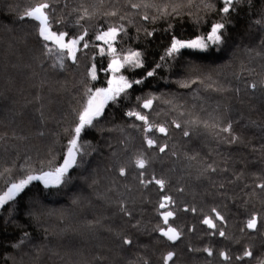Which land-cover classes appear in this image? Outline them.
I'll use <instances>...</instances> for the list:
<instances>
[{"label":"trees","instance_id":"trees-1","mask_svg":"<svg viewBox=\"0 0 264 264\" xmlns=\"http://www.w3.org/2000/svg\"><path fill=\"white\" fill-rule=\"evenodd\" d=\"M41 2L45 0H0V195L11 183L63 163L86 88H106L112 78L102 71L112 54L96 34L122 24L126 32L113 43L116 54L139 51L143 67L125 66L117 75L142 79L154 68L155 75L116 103L109 102L94 130L82 133L84 153L66 183L46 188L33 182L0 209V264H163L169 251L176 253L174 264L264 261V189L258 187L264 184V0L235 4L236 11L223 21L227 31L219 47L182 49L172 57L166 55L172 36L188 40L206 35L212 23L221 21L222 0H46L53 7V31L76 36L81 25L88 30L89 47L83 49L81 42L77 62L65 59L63 68L59 58L46 55L38 22L20 19ZM173 8L176 14H162ZM84 9L89 18L77 24ZM110 12L117 15H106ZM144 15L150 19L145 21ZM60 20L64 23H56ZM169 25L171 31H165ZM93 63L95 81L88 76ZM149 98H154L152 107L143 109ZM129 110L165 126L168 134L153 128L147 135L156 146L148 148L143 123L127 116ZM228 124L231 133L221 131ZM233 136L239 138L236 143L229 142ZM164 144L168 147L160 152ZM140 154L149 161L144 170L133 164ZM120 167L126 169L123 176ZM141 171L145 180L153 175L164 179L165 188L142 185ZM164 195L176 202L170 206L176 215L169 219L181 232L175 242L155 231L158 225L166 227L158 209ZM121 204L130 217L120 211ZM185 207L197 211H183ZM253 214L261 218L256 230L245 227ZM205 217H212L216 228L203 224ZM124 237L133 244L122 245ZM246 248L253 257L238 260Z\"/></svg>","mask_w":264,"mask_h":264},{"label":"snow or ice","instance_id":"snow-or-ice-1","mask_svg":"<svg viewBox=\"0 0 264 264\" xmlns=\"http://www.w3.org/2000/svg\"><path fill=\"white\" fill-rule=\"evenodd\" d=\"M203 2V0H202ZM239 3V0H222L223 7L220 9L222 13L221 21H217L211 24L210 31L206 35H197L193 39L182 40L176 38L174 35L172 36L170 47L167 49L166 55L172 57L181 52L182 49H190L198 52H207L212 46L219 47L224 43L225 34L227 31V25L223 22L227 15L230 12L236 11L235 4ZM132 8H140V4H131ZM147 7L148 5H144ZM211 4H206L205 8H212ZM53 11L52 5L48 2H41L31 7L30 9L24 11L23 16L20 19H24L25 17L31 18L33 21L38 22L37 25V35L43 41V46L45 48L46 55L55 56L59 58V67H64V60L71 59L73 63L77 62V52L81 51V42H83V49H87L89 47L88 42L86 41V37L88 36V30L84 29L81 25L82 33L76 36H70L66 31L56 32L52 30L53 20L50 17V12ZM163 15H172L176 14V9L173 8L171 13H168L166 10L162 13ZM106 15L115 16L116 12L106 13ZM89 18V14L87 9H84L83 15L79 17L76 21L77 24H80L81 20ZM145 21H148L150 17L148 15H144L142 17ZM123 19V17H121ZM155 19V17L151 18ZM56 23L63 24L64 21H56ZM257 24L261 23V21H257ZM172 25H169V28L165 31H171ZM126 32L124 26H108L106 31H101L95 35V39L97 41H103L107 46L108 51L112 54V59L108 64L107 68L102 69L104 72H111L112 78L108 80V87L106 88H86L85 90V103L82 108L77 113L76 124L72 129L73 135L72 138L68 141L67 153L66 157L63 160V163L50 171L41 172L39 175H27L26 178L20 179L18 182H13L7 188V191L0 195V209H3L5 205H9L10 201H15L16 197L25 191V189L33 182V181H42L46 188L59 187L66 183L68 180L69 170L73 167L77 166V157L81 156L84 153V148L81 145V136L82 133L86 131L94 130L96 124L99 123L100 118L104 115V109L108 105L109 102L116 103L122 96L126 97L128 95V90L132 89L134 85H143L145 80L148 77H153L155 75V68L146 73V76L142 79H132L129 80L127 77L123 75H117L122 68L128 66L129 68H141L143 67L142 53L139 51H128L126 55L123 57L117 56L116 48L113 47V43L116 41L117 37L120 33ZM148 35H153V33H148ZM67 38V39H66ZM53 45L54 47L50 46ZM100 53H104V48L100 47ZM161 65L157 64L156 68H159ZM88 76L91 80L95 81L98 79L97 75V67L96 64L93 63L88 69ZM192 83H196V81H192ZM182 87H189V84H182ZM251 88H256L257 85L255 83L250 85ZM137 99H140L137 97ZM154 98L144 99L142 103L143 109H150L152 107ZM129 117H134L136 120H139L143 123V133H144V141L148 148H152L156 146V140L149 137L147 134L153 131L155 128L159 133L164 134L165 136L168 134V129L163 125H153L149 122L148 116L142 114L140 111L129 110L126 113ZM192 123H197V121H192ZM133 127H138L137 125H132ZM205 126L208 125L205 123ZM176 128H180L181 125L176 123ZM223 132L231 133V124H228L227 127L221 129ZM185 136L189 135L188 131H184ZM239 138L233 136L230 143H236ZM168 147L167 144L159 147L160 152H164ZM193 159L195 157H192ZM133 164L136 168L144 170L146 166L149 164V161L145 159L143 154L138 155ZM211 168V166H209ZM215 171L214 168L211 169ZM119 173L121 176L126 174V169L124 167L119 168ZM140 183L147 187L149 184H155L159 186L161 190L165 188V180L157 179L155 175L151 177V179L145 180L144 172H140ZM261 189H264V184L258 185ZM179 191H183V189H179ZM175 201L169 195H164L158 204V209L162 210L159 212L160 217H162L163 224L166 227L157 226L155 231L159 232L162 237L167 238L168 241L175 242L180 239L181 232L178 231L175 227H172L169 224V219L174 218L176 213L171 210L170 206L175 205ZM10 206V205H9ZM120 211L127 216H131L132 213L127 211V208L121 204ZM183 211H191L195 213L197 209L195 207L188 208L185 207ZM212 212L215 214V217L219 221H224V217L220 215V213L213 208ZM203 224L208 225L210 228H216V223L212 219V217H205L203 219ZM261 223V218L258 214H253L245 224V227L250 230H256L258 224ZM138 227V224L135 225ZM28 234L25 233V236ZM219 235L221 237L225 236L224 231H219ZM122 245H132L133 240L127 237L122 238ZM14 247L19 248L20 244L14 245ZM205 252L208 253L209 256L213 254V250L211 248H205ZM176 253L169 251L166 255L162 257L163 264H169V262H173ZM220 255L223 257L225 261H231L232 257L229 256L227 252H221ZM246 257H253V251L251 248H246L243 252V255L237 257L238 260H243ZM144 264H148V261L145 260ZM260 264H264V261H261Z\"/></svg>","mask_w":264,"mask_h":264},{"label":"bare ground","instance_id":"bare-ground-1","mask_svg":"<svg viewBox=\"0 0 264 264\" xmlns=\"http://www.w3.org/2000/svg\"><path fill=\"white\" fill-rule=\"evenodd\" d=\"M83 213H84V212H83ZM83 213H82V214H83ZM74 215H75V214H74ZM75 216H76V215H75ZM79 216H80V215H79ZM81 216H83V215H81ZM85 216H86V215H85ZM72 217H73V216H72ZM87 217H88V216H87ZM69 218H70V217H69ZM77 218H78V216H77ZM73 219H74V217H73ZM78 219H79V218H78ZM68 220H69V219H68ZM74 220H75V219H74ZM81 220H82V219H81ZM83 220H84V219H83ZM83 220H82V221H83ZM77 221H78V220H77ZM66 223H67V222H66ZM69 223H70V222H69ZM69 223H68V225H69ZM71 223H72V222H71ZM75 223H76V221H75ZM75 223H74V224H75ZM58 224H59V223H58ZM58 224H56V225H58ZM61 224H62V223H61ZM240 224H242V223H240ZM63 225H64V224H63ZM68 225L66 224L65 226H68ZM71 225H73V224H71ZM71 225H70V226H71ZM60 226H61V225H60ZM70 226H68V227H70ZM73 226H74V225H73ZM61 227H62V226H61ZM61 227H58L59 230L61 229ZM71 227H72V226H71ZM78 227H79V226H78ZM56 228H57V227H56ZM62 228H63V227H62ZM72 228H73V227H72ZM72 228H71V229H72ZM240 228H241V226H240ZM66 229H67V228H66ZM241 229H243V228H241ZM61 230H62V229H61ZM61 230H60V231H61ZM67 230H68V229H67ZM74 230H75V229H74ZM74 230H72V231H74ZM72 231L70 230L69 232H72ZM76 231H77V230H75V232H76ZM75 232H74V233H75ZM238 232H239V231H238ZM240 232H241V231H240ZM72 233H73V232H72ZM238 237H239V234H238ZM238 237H236V240L238 239ZM238 241L241 242L240 239H238ZM238 241L235 242V245H236V243H237ZM239 244H240V243H239ZM239 244H238V245H239ZM232 246H233V245H231L230 247H232ZM233 247L235 248L236 246H233ZM230 250H232V249H230ZM38 256H40V255L38 254Z\"/></svg>","mask_w":264,"mask_h":264},{"label":"rangeland","instance_id":"rangeland-1","mask_svg":"<svg viewBox=\"0 0 264 264\" xmlns=\"http://www.w3.org/2000/svg\"><path fill=\"white\" fill-rule=\"evenodd\" d=\"M66 39H67V38H66ZM101 42L104 43L103 41H101ZM107 87H108V86H107ZM108 104H109V103H108ZM106 107H107V106H106ZM106 107H105V109H106ZM105 109H104V110H105ZM33 182H37V181H33ZM33 182H32V183H33ZM38 182H41V183L43 184L42 181H38ZM32 183H31V184H32ZM31 184H30V185H31ZM30 185H29V186H30ZM43 185H44V184H43ZM2 195H3V194H2ZM17 197H18V196H17ZM17 197H16V198H17Z\"/></svg>","mask_w":264,"mask_h":264}]
</instances>
